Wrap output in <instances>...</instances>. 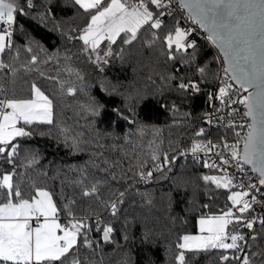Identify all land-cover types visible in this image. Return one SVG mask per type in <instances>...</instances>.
<instances>
[{
  "label": "snow or ice",
  "instance_id": "6c2138e0",
  "mask_svg": "<svg viewBox=\"0 0 264 264\" xmlns=\"http://www.w3.org/2000/svg\"><path fill=\"white\" fill-rule=\"evenodd\" d=\"M19 16L55 32L60 46L50 51ZM133 50L162 69L160 87L128 93L112 109L128 131H101L106 105L73 57L100 75ZM50 64L63 72L46 74ZM21 72L39 77L26 95L15 90ZM98 90L114 88L101 82ZM201 93L209 105L201 123L189 126L191 113L177 119L184 101ZM65 96L82 101L83 132L57 122L58 98ZM148 99L171 113L187 138L164 146L160 129L139 117ZM53 127L59 144L88 158L49 176L29 143L51 137ZM147 136L153 140L146 158L129 151ZM159 177L174 190L195 184L214 197L199 206L191 198L197 231L185 230L165 247V264H186L191 250L218 253L216 264H264V0H0V264H106L105 247L118 255L108 264H136L137 241L145 247L157 241L142 215L155 198L140 186ZM164 197L171 209V197Z\"/></svg>",
  "mask_w": 264,
  "mask_h": 264
},
{
  "label": "trees",
  "instance_id": "16d2710c",
  "mask_svg": "<svg viewBox=\"0 0 264 264\" xmlns=\"http://www.w3.org/2000/svg\"><path fill=\"white\" fill-rule=\"evenodd\" d=\"M18 23L23 25L25 31L40 39L50 51H55L60 46L58 35L55 32L38 28L31 20L24 16L18 17ZM16 42L19 44L25 42L23 33L18 34ZM72 51L75 52L76 49ZM211 55L212 53L209 54V58H211ZM73 61L83 69L85 78L91 86L93 94L106 105V113L98 123L101 131H115L118 135H122L128 131L129 125L123 120L117 121L115 114L112 113V109L122 107L124 95L137 90L151 91L154 93L159 89L161 84L158 77L162 69L155 63L153 58L143 53V50L139 52L133 50V53L124 61L117 60L113 64L106 66L104 73L100 75L93 68L86 65L82 59L73 57ZM42 70L46 74L51 75L63 72L62 67L58 68L55 64L45 66ZM34 78L39 80V77H34L31 73L21 72L15 85L17 94L26 95L29 84ZM101 82L113 87L114 91L110 93L100 92L98 88ZM44 83L46 86H50V82L46 81ZM81 102L79 98L73 99L68 96L58 98L56 120L60 126L70 128L75 132H83L88 127L85 119L80 114L79 105ZM205 111H207L206 97L201 93L184 101L181 107V115L177 116V119H182L183 113H191L189 126L192 124H200V118ZM138 112L140 119L144 123L150 126L154 125L160 129L159 136L164 146H167L169 139H175L178 136L187 138V133L181 127L173 125L172 114L162 110L156 99H148L142 102L138 107ZM110 123L113 125L112 128H109ZM117 124L118 127L116 126ZM56 135L57 129L53 127L51 129V137L37 135L29 143V146L36 148L42 155L43 159L41 162L45 170L49 172V176H51L54 169L63 170L68 165L82 164L88 158L86 153L73 154L65 149L55 139ZM150 140H153V137L147 136L143 140H135L133 144L127 147L129 151L134 147L142 158H146L149 152L148 142ZM180 163L184 164V161L181 160ZM178 167L179 165H177ZM186 167L191 171L192 165L190 162ZM165 175L171 174L166 173ZM37 178L41 179V182L51 184L50 179L44 181L42 178ZM193 180H195V177H193ZM140 187L141 191H147L155 198V206L142 215L148 216V227L155 233L157 241L154 245L146 247L140 245L137 241L133 248L134 259L136 264H147L149 260L154 261V264H165V247L172 241H175L177 235L183 234L185 230L192 234H195L197 231L193 218L194 213L190 208L191 198L196 196L198 198L197 206H199L200 203H209L210 198L214 199L213 193L212 190H208L207 195H205L203 189L196 190L195 184L187 190H174L172 184L163 177H159L155 182L148 185H141ZM165 193L171 197V209L166 207ZM217 195L219 194L217 193ZM219 199L223 202L222 195L219 196ZM138 200L139 197H137ZM210 206L215 208L219 205L212 203ZM171 216H179L181 219L187 221V223H177L174 226L170 219ZM178 229L179 231H177ZM132 231L138 237L141 231L140 223H136ZM104 251L108 253V256L105 257L106 264H108V261L114 262L118 259V255L113 253L110 248L105 247ZM217 255L218 253L214 251L204 252L202 250H191L186 252V264H216Z\"/></svg>",
  "mask_w": 264,
  "mask_h": 264
},
{
  "label": "built area",
  "instance_id": "2783aa9c",
  "mask_svg": "<svg viewBox=\"0 0 264 264\" xmlns=\"http://www.w3.org/2000/svg\"><path fill=\"white\" fill-rule=\"evenodd\" d=\"M199 95V94H198ZM206 106H207V111L209 110V105L207 103V99H206Z\"/></svg>",
  "mask_w": 264,
  "mask_h": 264
}]
</instances>
